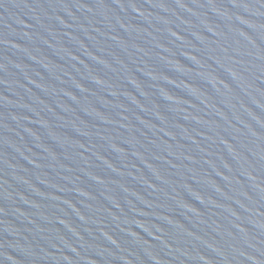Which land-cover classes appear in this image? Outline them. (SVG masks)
<instances>
[{
    "label": "water",
    "instance_id": "1",
    "mask_svg": "<svg viewBox=\"0 0 264 264\" xmlns=\"http://www.w3.org/2000/svg\"><path fill=\"white\" fill-rule=\"evenodd\" d=\"M0 264H264V0H0Z\"/></svg>",
    "mask_w": 264,
    "mask_h": 264
}]
</instances>
